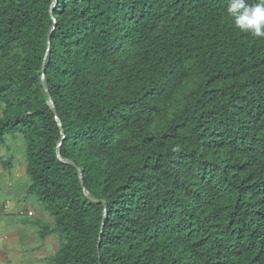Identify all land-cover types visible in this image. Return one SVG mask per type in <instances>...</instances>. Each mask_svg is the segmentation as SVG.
<instances>
[{"label":"trees","instance_id":"obj_1","mask_svg":"<svg viewBox=\"0 0 264 264\" xmlns=\"http://www.w3.org/2000/svg\"><path fill=\"white\" fill-rule=\"evenodd\" d=\"M54 2L0 0V144L53 264H264V38L228 0Z\"/></svg>","mask_w":264,"mask_h":264},{"label":"crops","instance_id":"obj_2","mask_svg":"<svg viewBox=\"0 0 264 264\" xmlns=\"http://www.w3.org/2000/svg\"><path fill=\"white\" fill-rule=\"evenodd\" d=\"M5 142L10 149L0 150V264H44L48 255L58 252L60 241L57 235H52L41 242L39 227L21 221L25 217L40 220L45 211L35 201L31 204L23 200L29 182L24 158L22 153L14 155V140L7 137L0 147Z\"/></svg>","mask_w":264,"mask_h":264},{"label":"clouds","instance_id":"obj_3","mask_svg":"<svg viewBox=\"0 0 264 264\" xmlns=\"http://www.w3.org/2000/svg\"><path fill=\"white\" fill-rule=\"evenodd\" d=\"M226 11L236 29L264 38V0L253 4L248 0H228Z\"/></svg>","mask_w":264,"mask_h":264},{"label":"water","instance_id":"obj_4","mask_svg":"<svg viewBox=\"0 0 264 264\" xmlns=\"http://www.w3.org/2000/svg\"><path fill=\"white\" fill-rule=\"evenodd\" d=\"M56 4H57V0H55L53 6H52V8H51V12H50V13H51V16H52V11H53L54 7L56 6ZM54 24H56V21H55V20H54ZM54 29H55V25L52 27L51 31H50L49 34H48V38H47L48 48L50 47L51 36H52V33H53ZM45 64H46V58H45V60H44V63H43V66H42V71H41V84H42V87H43L44 92H45L46 95L48 96V106H49L50 110L52 111V113H53L54 116H55V122H56V124H57V126H58V128H59V130H60V132H61V134H62V136H63L62 140H64L65 137H64V135H63V128H62L61 122H60V120H59V118H58V116H57V114H56L55 106H54V104H53V102H52V100H51V98H50L49 91H48V87H47V85H46V81H45V80H46V79H45ZM61 146H62V143H60V144L58 145L57 149H56V156H57V159H58L61 163H63V164H66V165H69V166H73V167H74L75 165H74L72 162H70V161H66V160H63V159H62V157H61V155H60V148H61ZM77 172H78V176H79V181H80V184H81V188H82V191H83V193H84L86 199H87L88 201L92 202V203H96V204H101V203H102V204L106 205L105 202L95 200V199H93V198L91 197V195L86 191V189H85V187H84L83 178H82V173H81L80 169H77ZM105 214H106V211H104V216H105ZM99 239H100V238H99ZM99 248H100V243L98 244V254H99Z\"/></svg>","mask_w":264,"mask_h":264},{"label":"rangeland","instance_id":"obj_5","mask_svg":"<svg viewBox=\"0 0 264 264\" xmlns=\"http://www.w3.org/2000/svg\"><path fill=\"white\" fill-rule=\"evenodd\" d=\"M0 115H1V109H0ZM5 143L6 144H4L3 146L0 147V150L3 149V148L4 149L5 148H9L8 147V143L7 142H5ZM19 145H20V142L19 141L16 142L15 144L14 143L12 144V148L15 146V150H13L14 155L15 154L21 155V151H20ZM5 158H8V155L7 154H5ZM19 158H21V157H19ZM23 200H25V201H31L32 202L31 204H34V201H35L32 198H26V197ZM33 206L36 207L35 205H33ZM21 221L22 222L26 221L27 223L31 224L33 227H34V225H35V223L37 221H41L42 222L41 223V226H43V225L52 226L53 225V218L49 214H47L46 212H44V214L42 216H40V220L37 219V218H27V217H25V219H22ZM35 226H37V225H35ZM37 227L40 228V226H37ZM48 256L49 257H46V259L44 261V264H53L52 258L55 256V254L54 255H48Z\"/></svg>","mask_w":264,"mask_h":264}]
</instances>
